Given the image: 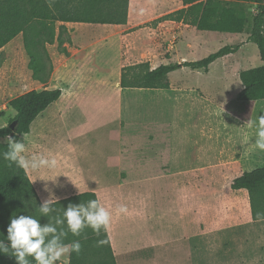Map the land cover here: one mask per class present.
Listing matches in <instances>:
<instances>
[{
	"label": "crops",
	"instance_id": "crops-1",
	"mask_svg": "<svg viewBox=\"0 0 264 264\" xmlns=\"http://www.w3.org/2000/svg\"><path fill=\"white\" fill-rule=\"evenodd\" d=\"M163 1V5L159 7L157 5L160 4H156L148 11V5L140 8L139 0H129L128 19L125 24L56 22L57 26L63 24L66 27L63 37L67 36L69 41L63 42V46L67 54L58 51L57 40L48 44L47 50L53 65L50 77L45 83L32 77L31 79L40 86L37 90L58 88L61 95L36 116L30 124V131L19 135L18 140L25 144V155L44 154L55 157L58 166L54 170L42 169L26 174L41 203L50 196L60 200L86 191L94 192L97 200L112 214L107 234L117 264H124V260L129 261L125 259L124 251L120 248L117 224L121 218L125 220L131 216L144 219L146 205L143 201L141 209L131 207V203L125 201L128 195L135 197V192L123 195L120 189L123 192L127 190L129 177L141 176L175 178L176 181L169 179L168 183L179 193L173 210L180 219L187 217L194 224L191 232L182 234L178 240L193 241L192 249L195 250L197 257L199 253L200 256L206 255L204 250L209 251L212 247H218L223 251L230 250L228 260L218 264H264L262 232L264 227L260 228V223L264 219L252 218L246 189L231 187L233 179L243 172V169H240L234 173L239 166L233 168L232 160L244 159L242 153L244 148H241L240 143L238 146L232 145L229 138L228 147L214 152L208 148L212 140L210 133L199 124L194 126L196 131L194 135L190 136L187 129L184 136V125L178 117L184 110L186 112L189 110L188 107L194 102L193 97H200L199 94L206 92L198 85L182 83L180 78L172 79L175 71L189 67L171 71L168 74V88L120 87L118 84L121 70L125 66L148 62L152 69L160 64H168V56L179 41L188 52L193 49L201 33L239 34L199 30L190 23L176 20H163L152 24L153 20L184 6L181 0ZM248 2L253 5L251 10L255 11L249 14L248 10H245L247 13L245 25L256 12L253 1H243L241 5ZM98 44L104 45L103 50L98 49ZM178 54L179 58L175 63L194 61L185 52L178 51ZM115 56L119 80L112 85L107 84L106 75L98 74V67L104 69L102 65ZM130 91L147 92V96L144 97L149 98L144 103L142 100V112L138 113L130 109V104L126 105L136 103L135 107H141V103L135 100L126 101L124 104V93ZM109 92L119 96L113 106L117 118H111L113 121L116 120V128L110 133L115 135L111 140L116 142L117 147L114 150L115 156L107 163L114 174L98 170V140L95 144L97 155L94 162H88L83 145L87 143L88 134L98 130L99 122L101 125L104 123L103 119L99 121L98 116L95 122H88L87 113L92 111L98 113V109H105L104 102L99 100L98 96ZM164 103L171 108V113H175L169 121L162 116ZM226 104V111L232 113L231 107L234 106V115L238 116L235 101ZM124 110H127L129 115L123 118ZM77 112L84 117L83 121L77 124L72 134L68 133L66 138L56 142V149L51 147L55 143L53 127L59 123L65 126L71 114ZM140 114L143 119L136 121ZM238 117L241 119V116ZM198 135L201 138H197ZM189 143L192 146L191 161L184 165L182 147L183 144ZM242 146L244 147V142ZM211 152L212 157L209 155ZM200 156H204L205 161L200 162ZM56 175L55 183L37 178ZM106 176L113 177V180L105 181L104 179L109 178ZM34 178L37 179L32 181ZM177 178L184 179L180 182ZM45 186L50 191H45ZM120 205H125L127 211L118 212Z\"/></svg>",
	"mask_w": 264,
	"mask_h": 264
},
{
	"label": "rangeland",
	"instance_id": "rangeland-1",
	"mask_svg": "<svg viewBox=\"0 0 264 264\" xmlns=\"http://www.w3.org/2000/svg\"><path fill=\"white\" fill-rule=\"evenodd\" d=\"M162 3H164L163 0H139L140 8L148 5V11H151L156 4H160L157 5L160 7L163 5ZM242 5L245 10H248L249 14L255 11L254 9L251 10L253 5L249 2L242 3ZM250 31L251 18L249 23L245 25L244 31L239 34L217 33L213 35L211 32L201 33L199 40L193 45V49L187 52L179 41L167 60L169 63H175L179 58L178 51L185 52L193 60H200L226 44H238L240 46L234 53L213 61L207 73L189 67L177 70L172 75L173 80L180 78L183 81L182 83L198 85L200 89L206 91L199 94L200 97H193L194 102L188 107L189 110L187 112L184 110L178 117L184 125V136H186L187 129L190 136L194 135L196 133L194 126L199 124L206 128L207 133H210L212 140L208 148L216 153L223 147H228L229 138L232 145L238 146L240 143L241 148H244L242 153L245 158L239 161L232 160L233 168L239 166L234 173L240 169L249 171L264 164V151L259 150L255 145L256 127H247L249 119L258 120L260 115H264V100L248 102L239 101L236 98L238 91L241 89V82L238 78L239 71L258 67L262 64L257 45L248 40ZM98 46V49L103 50V44H98ZM166 54L164 53V55ZM116 57L103 64L104 69L98 67V74L108 77L107 84L114 85L117 79L119 80V73L117 76L116 72L118 65ZM28 60L21 33L0 49V126L9 125L15 115V111L8 105L12 98L31 89L40 88L38 84L32 82ZM190 75L196 77H190ZM184 78L188 79L185 80ZM146 94V91L124 93V104L129 100H135L139 103L143 100L144 103L149 98L144 97L147 96ZM129 97L134 98L129 99ZM118 98L119 96L114 92L99 95L98 99L104 102L105 109H98V113L95 111L87 113L88 122H95L98 116L99 121L103 119L104 123L101 125L98 121V130L88 134L87 143H83L85 145V156H87L88 162H94L97 155L95 144L98 140V170L106 174L113 173L107 163L115 156L114 150L117 147V145L115 146L116 142L111 140V137L114 139L115 135L110 133L116 128V120L113 121L111 118H117L113 106ZM225 100L226 103L235 101V106L237 105L235 111L238 116H241V119L234 115V106L231 107L233 109L232 113L226 111L227 104L224 103ZM168 102L165 101V103ZM127 104H130V109L136 110L138 113L143 110L142 103L141 107H135L136 103ZM222 104L225 112H222L220 116ZM162 111H164L162 116L166 121L175 116V113H171V108L166 104L163 106ZM225 113H230V115ZM128 115L129 112L124 110L123 118ZM83 119L84 117L77 112L71 114L65 126L60 123L56 124L53 127L55 128V143L51 147L56 149V142L66 138L68 133L72 134L77 124ZM142 119L140 114L136 121ZM243 120L246 122L245 125ZM114 131L116 132V130ZM197 138H201L200 135ZM243 142L244 147L242 146ZM182 148V163L188 165L187 163L191 161V143L183 144ZM209 155L212 157V152ZM205 159L204 156H200V162L205 161ZM169 179L162 177H129L127 190L123 192L120 189L123 195L135 192V197L128 195L125 201L130 202L131 207H140L141 209L142 202H146L144 219L139 216H131L125 220L121 218L117 224L121 241L120 248L124 251L125 259L129 260H124V264H198V262L199 264H218L228 260L230 250L223 251L221 248L212 247L209 251L204 250L207 253L206 255L200 256L199 253V257H197L195 250L192 249L193 241L178 240L182 237V234L190 233L191 229L194 228V224L187 217L180 219L174 212L173 207L176 205L179 193L171 184L168 185ZM171 179L176 181L175 178ZM177 179L182 182L184 178ZM104 180L110 181L113 180V177ZM263 227L264 221L260 223V228ZM138 248L143 250H138Z\"/></svg>",
	"mask_w": 264,
	"mask_h": 264
},
{
	"label": "trees",
	"instance_id": "trees-1",
	"mask_svg": "<svg viewBox=\"0 0 264 264\" xmlns=\"http://www.w3.org/2000/svg\"><path fill=\"white\" fill-rule=\"evenodd\" d=\"M183 7L165 14L152 24L163 20L183 21L199 30L241 33L247 13L241 5L243 1H253L256 12L251 17V31L248 40L258 47L262 64L258 67L239 71L241 89L236 98L239 101L264 100V0H181ZM129 0H0V49L18 34H22L23 46L28 55L31 77L41 83L47 82L52 72V61L47 45L57 40L58 51L67 54L63 42L66 27L56 22H83L125 24L128 19ZM67 37V38H66ZM240 46L226 44L200 60L182 63L160 64L150 68L148 62L125 66L120 74V87L168 88V74L181 67H190L207 72L210 64L220 57L234 53ZM61 90L31 89L12 98L8 105L15 111L11 119L16 122L14 133L7 125L0 128V239L8 243L7 226L10 219L19 215L37 217L43 225L50 217L40 216L41 204L37 193L25 170L10 164L3 158L8 145L6 135H19L30 131V124L48 105L56 101ZM231 187L246 189L249 195L251 216L254 220L264 219V164L236 176ZM97 200L96 194L86 191L58 200L57 211L62 215L69 203H86ZM103 239L104 244H98ZM79 240L81 250L73 252L68 264H117L107 234L102 231L97 236L91 228H86L80 236L68 234L65 242ZM0 264H17L10 254L0 252ZM32 264H35L33 261Z\"/></svg>",
	"mask_w": 264,
	"mask_h": 264
},
{
	"label": "clouds",
	"instance_id": "clouds-1",
	"mask_svg": "<svg viewBox=\"0 0 264 264\" xmlns=\"http://www.w3.org/2000/svg\"><path fill=\"white\" fill-rule=\"evenodd\" d=\"M226 102L225 100L224 103ZM222 112H225L223 104L220 116ZM225 114L230 115V113ZM254 126L256 127L255 145L259 150L264 151V115H260L258 120L247 121L248 128ZM6 127L7 124L0 126V128ZM14 135H6L4 138L8 145L7 151L3 153L6 161L15 164L25 172H38L42 169L50 171L57 168L58 161L55 157L44 154L25 155L24 142L15 139ZM56 177L57 175L37 178L55 183ZM45 191H50L47 186ZM56 204H58L57 198L50 196L39 205L40 216L47 218L51 216V219L43 225L37 217L31 215L11 218L6 229L8 243L0 239V252L13 256L17 264H32L33 261L35 264H68L71 253H79L81 250L79 240L65 242L69 233L80 236L86 228H91L97 236H100L102 231L106 232L110 227L112 214L99 200L78 204L69 203L63 209L62 215L52 216L57 211ZM117 211L124 213L127 208L125 205H120ZM97 243L102 245L105 241L100 239Z\"/></svg>",
	"mask_w": 264,
	"mask_h": 264
},
{
	"label": "water",
	"instance_id": "water-1",
	"mask_svg": "<svg viewBox=\"0 0 264 264\" xmlns=\"http://www.w3.org/2000/svg\"><path fill=\"white\" fill-rule=\"evenodd\" d=\"M15 125H16V122H15V121H12V122L9 124V127L12 129V133H14Z\"/></svg>",
	"mask_w": 264,
	"mask_h": 264
}]
</instances>
